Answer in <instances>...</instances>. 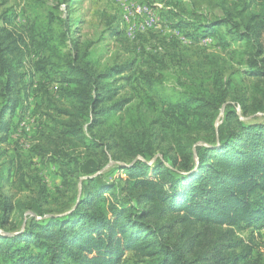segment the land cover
I'll use <instances>...</instances> for the list:
<instances>
[{
  "label": "rangeland",
  "instance_id": "374dc122",
  "mask_svg": "<svg viewBox=\"0 0 264 264\" xmlns=\"http://www.w3.org/2000/svg\"><path fill=\"white\" fill-rule=\"evenodd\" d=\"M246 4L249 14L256 15L262 25L260 39L257 35L254 42L237 41L228 26L214 29L208 39L202 37L201 24L224 18L225 10L236 22L248 19L239 16ZM3 15L10 21H2L5 31L1 36L17 74L12 92L17 106L3 115L10 129L0 135L1 193L14 206L7 230L0 229L3 236L23 233L30 217L40 221L74 211L88 180L111 185L113 189L105 193L109 201L128 204L134 179L119 168L130 165L110 158L105 162L107 147L115 144L119 133L130 132L140 141V129L146 125H151L154 138L160 134L167 139L173 130L191 129L195 115L202 114V104L189 100L185 88L191 80L206 81L216 75L230 78L235 96L245 97V106L255 103L264 110V75L249 73L258 43L264 52V0H0L1 18ZM64 19L70 21L69 39L60 35ZM49 45L57 49L52 60L60 67L74 48L75 53L78 49L80 54H88L98 72L129 64L132 69L101 83L96 106L92 101L96 91H88L91 100L69 99L67 85L56 74L59 68L50 66L41 71ZM257 59H264V55ZM259 65L264 66V62ZM256 81H260L258 88ZM127 100L130 104L125 113H100ZM3 101L0 87V106ZM226 106L219 107L215 120L216 132L220 130L223 137L229 135ZM235 110L239 121L264 125L263 110H255L247 118L240 105ZM200 122L208 121L202 118ZM94 136L104 144L102 148L92 146ZM158 141L161 148L168 146L162 139ZM207 143L198 145L209 146ZM157 158L162 156L156 154L148 161L138 156L137 160L154 167ZM67 162L69 167L62 165ZM194 163H199L197 155ZM154 174L152 169L146 173ZM139 202L131 205L150 210V222L157 226L173 223L164 236L185 250L189 246L195 250L190 259L199 258L196 264H221L232 254H248L236 264H264V225L232 230L182 219L184 212L166 204ZM234 243L238 246L231 249ZM135 256L136 252H127L124 264H133ZM0 264H4L1 256Z\"/></svg>",
  "mask_w": 264,
  "mask_h": 264
},
{
  "label": "trees",
  "instance_id": "16d2710c",
  "mask_svg": "<svg viewBox=\"0 0 264 264\" xmlns=\"http://www.w3.org/2000/svg\"><path fill=\"white\" fill-rule=\"evenodd\" d=\"M245 15L248 19L243 18V22L239 23L225 10L224 18L201 24L202 37L208 39L214 29L228 26L229 34L237 41L254 42L257 35L260 39L262 25L258 23L259 18L256 15L249 14V4L240 11L239 16ZM7 17L0 16V87L4 94V101L0 106V135L7 134L10 129L8 122L3 120V115L8 113V109H16L14 106H17L15 101H12L17 74L13 72L6 56L7 47L4 46L1 36L5 31L1 26L2 21H10ZM61 23L64 29L60 35L69 39L70 21L64 19ZM48 31L52 32L51 29ZM255 49L249 73L262 77L264 66L259 64H262L264 59H257L264 55L261 43H258ZM47 50L49 56L45 58L44 64H41V71L50 66L59 68L56 74L61 77L62 83L67 85L65 95L69 99L79 97L82 100H91V97H87L88 91H96L95 99L92 96L95 106L100 103L101 83L126 74L132 69L129 64L98 72L88 54L82 55L78 49L75 53L74 48L60 67L52 60L57 49L49 45ZM259 82L256 81V88ZM199 86H202V89ZM81 87L87 93H84ZM185 88L190 95L189 100L202 104V114L195 115L196 122L191 129L173 130V134L167 139L162 138L160 134L154 138L151 125H146L143 130L140 129V141L131 137L130 132L119 133L115 144L107 147L109 155H105V162L111 159L130 165L119 168L128 172L134 179L133 194L130 195L128 204L109 201L105 193L113 189L111 185H101L96 180H88L85 186L87 190L78 206L66 216L48 217L40 221L30 217L23 233L14 236L0 234V256L4 264H124L127 252H136L133 264H196L199 258L190 259L195 250L190 246L185 250L178 242L164 236V230L173 229V223L157 226L150 222L151 211L134 208L131 204L136 201L141 204H166L169 209L184 212L182 219H194L211 226L232 230L263 226L264 125L239 121L235 110V106L240 105L244 117L247 118L255 114V110H263V106H256L255 103L250 104L249 108L245 106V97L235 96L233 80H225L222 75L213 76L206 81L191 80ZM128 104V100L121 101L101 110L100 113L114 116L125 113ZM224 104H227L226 110H229L225 118L229 130L227 137H223L220 130L217 134L215 128L219 107ZM202 118H207L208 122H200ZM233 120L236 122H232ZM95 124L96 122L93 125ZM110 138L114 140L113 136ZM95 139L96 136L91 141L92 146L102 148L104 144ZM161 139L162 143H168L166 148H161L158 141ZM201 141L208 142L209 146L198 145ZM112 151L115 153L110 154ZM156 154H160L162 159L157 158L154 167L137 160L138 156L147 161L152 160ZM195 155L199 158L198 164L194 163ZM169 161L172 162L171 166L166 165ZM62 165L69 167L71 163ZM151 169L155 174L147 176L146 173ZM3 187L4 185L0 187V229L7 230L14 206L1 193ZM185 220L184 223H187ZM145 240L147 242H144ZM236 246L238 244H232L231 249ZM247 256L248 254H232L231 257L224 258L221 264H236Z\"/></svg>",
  "mask_w": 264,
  "mask_h": 264
},
{
  "label": "water",
  "instance_id": "95a60500",
  "mask_svg": "<svg viewBox=\"0 0 264 264\" xmlns=\"http://www.w3.org/2000/svg\"><path fill=\"white\" fill-rule=\"evenodd\" d=\"M79 202L77 203V206H78ZM76 206V207H77ZM6 236H14V235H11V234H5Z\"/></svg>",
  "mask_w": 264,
  "mask_h": 264
}]
</instances>
